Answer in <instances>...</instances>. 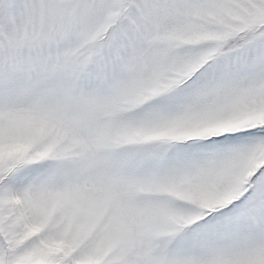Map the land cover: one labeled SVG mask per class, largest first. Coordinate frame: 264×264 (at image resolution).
<instances>
[{
    "label": "snow or ice",
    "instance_id": "6c2138e0",
    "mask_svg": "<svg viewBox=\"0 0 264 264\" xmlns=\"http://www.w3.org/2000/svg\"><path fill=\"white\" fill-rule=\"evenodd\" d=\"M0 264H264V0H0Z\"/></svg>",
    "mask_w": 264,
    "mask_h": 264
}]
</instances>
